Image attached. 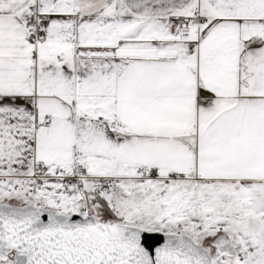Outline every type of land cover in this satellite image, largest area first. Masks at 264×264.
I'll use <instances>...</instances> for the list:
<instances>
[{
	"label": "snow or ice",
	"instance_id": "1",
	"mask_svg": "<svg viewBox=\"0 0 264 264\" xmlns=\"http://www.w3.org/2000/svg\"><path fill=\"white\" fill-rule=\"evenodd\" d=\"M0 264H264V0H0Z\"/></svg>",
	"mask_w": 264,
	"mask_h": 264
}]
</instances>
